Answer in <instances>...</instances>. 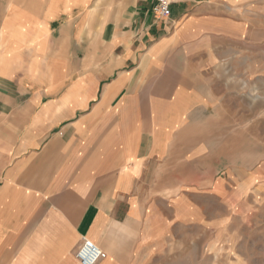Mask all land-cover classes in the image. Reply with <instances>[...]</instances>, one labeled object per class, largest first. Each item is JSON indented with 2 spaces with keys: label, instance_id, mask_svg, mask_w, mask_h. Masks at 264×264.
Here are the masks:
<instances>
[{
  "label": "crops",
  "instance_id": "crops-1",
  "mask_svg": "<svg viewBox=\"0 0 264 264\" xmlns=\"http://www.w3.org/2000/svg\"><path fill=\"white\" fill-rule=\"evenodd\" d=\"M156 2L0 0V264H80L85 238L98 264H174L197 196L221 195L230 42L256 0Z\"/></svg>",
  "mask_w": 264,
  "mask_h": 264
},
{
  "label": "rangeland",
  "instance_id": "rangeland-1",
  "mask_svg": "<svg viewBox=\"0 0 264 264\" xmlns=\"http://www.w3.org/2000/svg\"><path fill=\"white\" fill-rule=\"evenodd\" d=\"M249 7L256 31L230 42V94L223 101L229 133L215 137L213 185L221 197L197 196V220L182 224L187 239L175 246L181 251L174 264H264V0ZM147 14L154 17L152 8Z\"/></svg>",
  "mask_w": 264,
  "mask_h": 264
},
{
  "label": "built area",
  "instance_id": "built-area-1",
  "mask_svg": "<svg viewBox=\"0 0 264 264\" xmlns=\"http://www.w3.org/2000/svg\"><path fill=\"white\" fill-rule=\"evenodd\" d=\"M172 4V0H157L152 7V14L156 19H169ZM76 258L80 264H98L106 258V253L92 240L85 238L76 253Z\"/></svg>",
  "mask_w": 264,
  "mask_h": 264
},
{
  "label": "bare ground",
  "instance_id": "bare-ground-1",
  "mask_svg": "<svg viewBox=\"0 0 264 264\" xmlns=\"http://www.w3.org/2000/svg\"><path fill=\"white\" fill-rule=\"evenodd\" d=\"M69 247H70V245H69ZM67 248V247H66Z\"/></svg>",
  "mask_w": 264,
  "mask_h": 264
}]
</instances>
